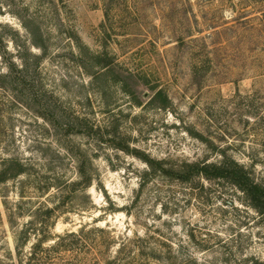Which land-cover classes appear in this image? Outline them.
<instances>
[{"label":"rangeland","instance_id":"374dc122","mask_svg":"<svg viewBox=\"0 0 264 264\" xmlns=\"http://www.w3.org/2000/svg\"><path fill=\"white\" fill-rule=\"evenodd\" d=\"M13 159L0 264L41 238L33 264H264L243 193L147 164L235 162L264 187V0H0Z\"/></svg>","mask_w":264,"mask_h":264},{"label":"trees","instance_id":"16d2710c","mask_svg":"<svg viewBox=\"0 0 264 264\" xmlns=\"http://www.w3.org/2000/svg\"><path fill=\"white\" fill-rule=\"evenodd\" d=\"M158 97L162 95L161 92L156 94ZM149 168L152 171H156L162 176L174 177L178 180H187L189 176L196 175L201 176L206 180H217L224 181L235 187L245 196V199L249 202L250 206L260 214H264V187L257 184L251 177L250 173L242 166L235 162H224L220 164H203V163H193L186 166V169L172 170L166 169L163 163H157L155 161H147ZM4 165H8L4 170L0 171V185L6 181V178L13 179L16 176L21 175L24 169L20 167L16 160L4 161ZM12 165L18 166V170H13ZM89 186L90 181L87 180ZM91 186V185H90ZM52 210L47 209L45 215L50 218ZM19 239L16 241V249L19 250L26 245L29 241L25 234L20 233ZM46 241V238H41L40 241L33 246L34 254L31 255V260L29 259L27 264H33V262H38L37 253L35 250L41 249L42 244ZM39 247V248H37ZM20 264H24L20 262Z\"/></svg>","mask_w":264,"mask_h":264}]
</instances>
